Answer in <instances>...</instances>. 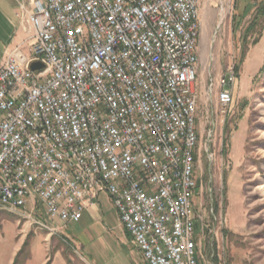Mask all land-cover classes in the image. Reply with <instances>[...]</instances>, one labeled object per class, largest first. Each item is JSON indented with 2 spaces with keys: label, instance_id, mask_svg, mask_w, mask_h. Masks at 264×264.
Returning <instances> with one entry per match:
<instances>
[{
  "label": "built area",
  "instance_id": "2783aa9c",
  "mask_svg": "<svg viewBox=\"0 0 264 264\" xmlns=\"http://www.w3.org/2000/svg\"><path fill=\"white\" fill-rule=\"evenodd\" d=\"M17 18L27 53L0 61V209L54 232L104 193L148 264H199L198 0H29ZM237 80L230 63L221 116Z\"/></svg>",
  "mask_w": 264,
  "mask_h": 264
},
{
  "label": "rangeland",
  "instance_id": "374dc122",
  "mask_svg": "<svg viewBox=\"0 0 264 264\" xmlns=\"http://www.w3.org/2000/svg\"><path fill=\"white\" fill-rule=\"evenodd\" d=\"M233 1L228 3V16ZM246 26L234 33H243ZM217 30L203 46L195 81L198 189L194 209L204 224L201 231L199 220L195 221L199 264H264V57L254 56L253 71L239 73L240 57L226 55L227 45L233 49L239 46L237 42H223L225 53L216 58V40L222 34L220 27ZM259 33L256 27L247 34L248 46ZM247 45L241 42V52ZM230 63L238 74L234 105L228 115L221 116L217 84ZM221 214L222 225L214 218ZM17 218L0 209V264L14 260L21 235L29 240L34 234V225L19 218L16 226Z\"/></svg>",
  "mask_w": 264,
  "mask_h": 264
},
{
  "label": "crops",
  "instance_id": "0c3cea01",
  "mask_svg": "<svg viewBox=\"0 0 264 264\" xmlns=\"http://www.w3.org/2000/svg\"><path fill=\"white\" fill-rule=\"evenodd\" d=\"M28 2L29 0H0V61L10 49L17 46L23 52L27 51L24 42L26 34L17 14L20 12V5H27ZM263 2L264 0H234L232 12L228 16L229 5L223 4V0H198V61L204 51V44L213 33L217 34L219 27L222 34L216 40V58L225 53L223 42H237L239 46L233 49L227 45L226 55L231 58L240 57L243 33L234 31L241 25H248L257 6ZM262 54L264 57V23L258 42L246 49L244 59L239 65V73L252 72L254 62L251 58L262 57ZM261 64L262 61L259 66ZM25 212H32L31 202L25 207ZM36 214L42 217V212L36 211ZM17 222L18 218L16 226ZM50 223L58 229L48 232L35 227L29 240L23 239L25 235H21L14 257L25 242L27 249L26 258L19 264H148L120 222L107 194H100L83 211L78 221L69 222L63 228L57 222Z\"/></svg>",
  "mask_w": 264,
  "mask_h": 264
},
{
  "label": "trees",
  "instance_id": "16d2710c",
  "mask_svg": "<svg viewBox=\"0 0 264 264\" xmlns=\"http://www.w3.org/2000/svg\"><path fill=\"white\" fill-rule=\"evenodd\" d=\"M263 23H264V2L257 6L253 16L250 19V22L248 23V25L244 29L242 45L245 44V46H246L249 43V42H247V39H246L248 37L247 34L254 32L256 27H258L260 29V33H261ZM260 33L251 40L250 45L256 44L258 42ZM247 48H248V45H247ZM247 48H245L241 52V56H240L241 62L244 59L245 52H246ZM236 69H237V67H236ZM25 247H26V242L23 244L22 248L16 254L12 264H19V263L23 262V260L26 258Z\"/></svg>",
  "mask_w": 264,
  "mask_h": 264
},
{
  "label": "water",
  "instance_id": "95a60500",
  "mask_svg": "<svg viewBox=\"0 0 264 264\" xmlns=\"http://www.w3.org/2000/svg\"><path fill=\"white\" fill-rule=\"evenodd\" d=\"M38 66H39V64H37V63H32L31 68L34 69V68H37Z\"/></svg>",
  "mask_w": 264,
  "mask_h": 264
}]
</instances>
